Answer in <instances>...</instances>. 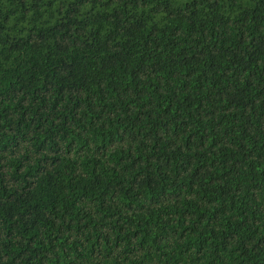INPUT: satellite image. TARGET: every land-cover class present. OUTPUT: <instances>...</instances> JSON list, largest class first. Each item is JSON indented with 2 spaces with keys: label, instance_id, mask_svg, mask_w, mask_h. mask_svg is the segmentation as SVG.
<instances>
[{
  "label": "trees",
  "instance_id": "1",
  "mask_svg": "<svg viewBox=\"0 0 264 264\" xmlns=\"http://www.w3.org/2000/svg\"><path fill=\"white\" fill-rule=\"evenodd\" d=\"M0 264H264V0H0Z\"/></svg>",
  "mask_w": 264,
  "mask_h": 264
}]
</instances>
